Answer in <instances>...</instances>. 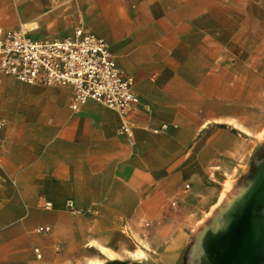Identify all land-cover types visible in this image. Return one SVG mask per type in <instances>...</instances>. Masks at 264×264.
Segmentation results:
<instances>
[{"label":"crops","instance_id":"obj_1","mask_svg":"<svg viewBox=\"0 0 264 264\" xmlns=\"http://www.w3.org/2000/svg\"><path fill=\"white\" fill-rule=\"evenodd\" d=\"M77 22L141 102L75 112L66 87L0 76V264H183L209 166L262 140L264 0H0L33 38Z\"/></svg>","mask_w":264,"mask_h":264},{"label":"built area","instance_id":"obj_2","mask_svg":"<svg viewBox=\"0 0 264 264\" xmlns=\"http://www.w3.org/2000/svg\"><path fill=\"white\" fill-rule=\"evenodd\" d=\"M74 25L71 34L58 38H33L28 26L0 27V76L66 87L75 112L92 100L124 115L137 109L141 98L134 78L123 72L110 42L83 22ZM124 121L120 130H129L127 116Z\"/></svg>","mask_w":264,"mask_h":264},{"label":"bare ground","instance_id":"obj_3","mask_svg":"<svg viewBox=\"0 0 264 264\" xmlns=\"http://www.w3.org/2000/svg\"><path fill=\"white\" fill-rule=\"evenodd\" d=\"M256 167L214 219L197 231L189 264H264V211L259 209L260 202L264 205V156Z\"/></svg>","mask_w":264,"mask_h":264},{"label":"rangeland","instance_id":"obj_4","mask_svg":"<svg viewBox=\"0 0 264 264\" xmlns=\"http://www.w3.org/2000/svg\"><path fill=\"white\" fill-rule=\"evenodd\" d=\"M244 133L247 134V132ZM257 137L262 138V140L260 144L253 149L251 154L246 155L245 153L244 156L239 159H232L229 157L222 165L209 166L211 172L210 179L203 183L205 188H203V190L201 189V192L204 193L206 197L198 199L206 203L205 205L209 212L198 214V220L192 224V229L189 230L191 237L189 243L185 247V253L188 247L187 264H189L191 247L196 239L197 231L210 223L221 207L241 189L247 181V178L256 173L257 159L264 156V132L258 133ZM259 209L264 211V205L261 202L259 204ZM181 217L184 221L189 219L188 216Z\"/></svg>","mask_w":264,"mask_h":264},{"label":"trees","instance_id":"obj_5","mask_svg":"<svg viewBox=\"0 0 264 264\" xmlns=\"http://www.w3.org/2000/svg\"><path fill=\"white\" fill-rule=\"evenodd\" d=\"M187 252H188V247L186 248V253H185V256H184L183 264H187Z\"/></svg>","mask_w":264,"mask_h":264}]
</instances>
